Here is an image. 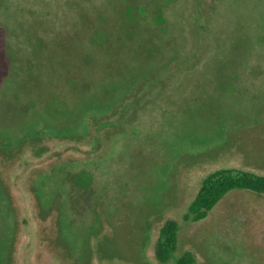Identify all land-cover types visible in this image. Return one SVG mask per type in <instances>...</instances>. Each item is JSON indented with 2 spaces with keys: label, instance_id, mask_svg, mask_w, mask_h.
I'll return each mask as SVG.
<instances>
[{
  "label": "rangeland",
  "instance_id": "374dc122",
  "mask_svg": "<svg viewBox=\"0 0 264 264\" xmlns=\"http://www.w3.org/2000/svg\"><path fill=\"white\" fill-rule=\"evenodd\" d=\"M222 167L264 175V0H0V264H158L170 218L264 264V194L184 218Z\"/></svg>",
  "mask_w": 264,
  "mask_h": 264
},
{
  "label": "trees",
  "instance_id": "16d2710c",
  "mask_svg": "<svg viewBox=\"0 0 264 264\" xmlns=\"http://www.w3.org/2000/svg\"><path fill=\"white\" fill-rule=\"evenodd\" d=\"M131 7L136 9L134 5ZM162 9H159L161 14L158 15L160 24L164 19V9ZM137 10L138 14H147L144 8H138ZM91 184L92 175L89 172L74 173L72 181L69 183L75 189H86ZM238 190L264 194V175L236 167H222L209 172L203 177L195 195L188 203L184 215L185 220H204L227 194ZM178 228L177 221L171 218L159 227L153 245L154 258L158 264H197L196 255L193 251L187 250L176 255L178 250Z\"/></svg>",
  "mask_w": 264,
  "mask_h": 264
}]
</instances>
